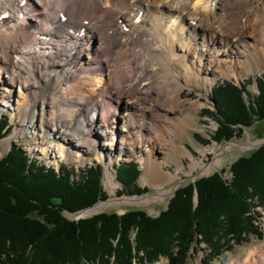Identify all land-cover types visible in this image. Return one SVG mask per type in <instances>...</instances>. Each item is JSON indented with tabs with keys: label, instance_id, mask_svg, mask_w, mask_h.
I'll list each match as a JSON object with an SVG mask.
<instances>
[{
	"label": "bare ground",
	"instance_id": "bare-ground-1",
	"mask_svg": "<svg viewBox=\"0 0 264 264\" xmlns=\"http://www.w3.org/2000/svg\"><path fill=\"white\" fill-rule=\"evenodd\" d=\"M27 1V22L23 24L24 21L18 23L14 15L4 18L17 1L0 0V15L3 14L0 17V27H3L0 29V70L4 68L8 72L7 79L0 76V86L15 87L23 93L14 108L15 116L22 119L19 135L40 137L42 126L54 128L55 133L44 134L57 142L60 151L71 139L83 144L86 137L85 144L93 145V140L83 130L92 124L91 120L97 119V126L109 135H113L115 125L120 124L122 133L116 131L111 141L118 144L121 151L136 149L143 161L145 178L154 182L170 183L182 170L178 166L176 173L167 175L162 168L169 161L178 164L180 156L183 157L174 141L182 139L192 125L197 124L201 107L192 102L179 110L180 105L175 106L177 93L166 98L165 103L158 102L168 82L182 81L179 79L182 74L196 75L194 69L202 75L206 67L207 73L201 80L205 84L206 76L214 75L221 68L239 64L243 71L250 72L264 64V17L258 14L264 10V3L256 6L254 0H231L242 6L238 16L244 23L239 22L236 31L222 26L227 12L218 10L230 8L227 0H197L194 6L190 3L193 0ZM208 4L211 8L206 9ZM59 16H65V21L61 23ZM34 19L49 25L50 28H43L48 40L30 39L32 36L28 35L40 30ZM67 28L73 29V33H68ZM246 37L252 41L245 43L243 38ZM115 41L118 46L114 45ZM242 45L244 50H237ZM190 51L198 55L195 67L188 63ZM137 65L142 68L135 73ZM141 81L144 82L138 90ZM43 85H48L57 96L51 94L46 113L34 117V104L47 100L49 93L35 92ZM10 96L7 92L2 99ZM75 116L81 118V122L73 120ZM11 137L10 141L14 138ZM97 138L100 139V135L97 134ZM4 140L0 142L1 147L10 142ZM211 151L216 153L213 146L199 150L201 154ZM156 154L162 156L160 161L156 160ZM191 162L188 172L195 169L206 172L212 164H219L218 154L212 164L202 166L194 157ZM110 189L113 193L112 185ZM166 193L124 200L129 204L149 203ZM103 206L100 203L82 211L90 215ZM254 260L242 264H264V255Z\"/></svg>",
	"mask_w": 264,
	"mask_h": 264
},
{
	"label": "trees",
	"instance_id": "trees-1",
	"mask_svg": "<svg viewBox=\"0 0 264 264\" xmlns=\"http://www.w3.org/2000/svg\"><path fill=\"white\" fill-rule=\"evenodd\" d=\"M255 88L252 97L243 86L224 83L213 90L216 128L210 142L230 141L243 130L253 139L264 137V80H256ZM4 125L0 120V138ZM113 168L120 192H147L136 185L139 171L133 162ZM228 169L229 181L212 173L175 189L153 218L128 209L70 221L63 213L105 199L99 168H88L75 180L65 168L55 173L11 147L0 158V264H149L159 257L182 264L198 244L213 259L225 248L220 241L226 236L241 241L259 235L252 202L264 212V143Z\"/></svg>",
	"mask_w": 264,
	"mask_h": 264
},
{
	"label": "rangeland",
	"instance_id": "rangeland-1",
	"mask_svg": "<svg viewBox=\"0 0 264 264\" xmlns=\"http://www.w3.org/2000/svg\"><path fill=\"white\" fill-rule=\"evenodd\" d=\"M196 1L197 0L191 1L190 2L192 3L191 5L194 6ZM250 1H253V0H250ZM227 3H228L227 4L228 6L227 5L226 6L227 7L230 6L231 9L223 8V9L218 10L219 12H223V13L227 12V17L225 18L226 21L224 22L222 26L224 29H228L229 27L228 30L231 29L230 31H236L235 29L237 28L238 23L239 22L244 23V19H241L242 17L240 18L238 16L240 14V11H242V6L234 2L232 3L231 0H227ZM263 3H264V0H254V4H256V6H261ZM198 5H200V3L197 4V6ZM205 6H206V9L209 7L211 8V5L209 4ZM258 14L264 17V10H262L261 12H258ZM237 18L238 19L240 18V19L238 20ZM228 20H230L231 23L230 21L228 22ZM126 29L128 30V28ZM127 30H124L122 28V31L124 33L127 32L126 34H128ZM199 32L202 33L200 30ZM195 33L197 35L198 31H195ZM232 35L233 34H231V36ZM243 41H245V43H248L249 41H252V39L246 37V38H243ZM198 42H199V48H200L201 41L199 40ZM114 45L118 46V43L115 41ZM217 46H221V45L217 44ZM125 47H128V46H125ZM242 47L243 45L239 46L237 50H241V51L244 50ZM197 56L198 55L194 51L192 52L190 51L189 59H188V63L190 67L196 66L195 60L197 59ZM139 59L137 60L140 61ZM216 65L217 63L214 64V66ZM175 67L180 69V72H182V68L178 64H175ZM141 68L142 67L140 65H137L135 66V69L133 71L136 73L137 71H140ZM263 69H264V64L261 65L256 70L250 71V72L243 71L239 64L231 68H221L214 75L206 76L205 84H202L201 82L202 76H204V73H207V68L205 67L203 68L204 73L202 75L198 74L199 73L198 69H194L196 75H193L192 73H189L186 75L182 74V77L179 79H181L183 82L180 80L178 81L176 80L174 82L173 81L168 82V85L164 87L165 90L163 91V95H162L163 97H161L158 102L161 101V103H165L166 98H170L175 93H177L178 100L175 103V106L180 105L178 107L179 110L181 109L182 105L185 104V106H189L192 102H195L201 105V107L199 108L198 116H197V124H193L192 128L188 131V134L186 136H183L182 139H176L174 141L175 144L179 147V149H181L180 151L183 153V157L180 156V161L178 164H175L169 161L165 163L164 167L162 168V171L165 174L172 175L177 172L178 166L181 167L182 170L179 172V174H177V177L174 179V181L165 184L163 183V181L154 182L149 179H146L145 178L146 174H144V170H143V161H141L142 159H140L139 157L140 155L136 151H134L136 149L127 148L126 149L127 151L126 150L121 151L119 150L120 149L119 145L115 144L114 141H111L112 137H116L115 136L116 131L117 133L118 132L122 133L121 131L123 130L120 124L117 126L115 125L113 129L114 136L112 134L111 136L105 132L104 134L107 136L106 138H104L102 142V144L105 145L106 151L108 152L110 156H112L111 155L112 147H113V151L114 152L116 151V154H117V156L114 157L116 160L112 157L109 158V160L112 161V164L110 167H108V171H106L105 169L102 171V178H101V188L102 189L101 190L104 193L105 199L101 201H97L94 204L97 205V204L103 203L104 206L102 207V209H100L96 213H93L90 215L83 214L84 211L89 209L88 207V209L85 208L84 211L82 212L79 211V213L78 212H71V213L65 212L63 213V217L71 221V220H78L81 218H86V217L96 215L101 212H107V213L114 212L117 215H120L128 209H139V210L144 211L147 216L153 218L158 214L159 211H163L165 209V205L167 201L169 200V198L172 196V193L175 189L187 183H193V180H195L196 178H199L201 176H207L212 173H219L223 180L229 181L230 179V172L228 169L229 164L232 163L239 156L243 155L245 152H248L254 149L255 147H258L264 142H262V140H259V139H253L247 133V130L241 131L240 135H238L236 138L231 139L230 141H227V142H223L218 145L213 142H210L209 136L212 135L216 126L212 121V119L215 117L213 113L215 112V109L209 97H212V95L210 94L213 93L214 88L219 87V85H221L222 83L226 82V84L232 85L233 83L236 84L242 81L243 82L241 84L245 88L249 97L254 96L256 93L254 82H256V80H259V79L264 80V70ZM142 82L144 81L139 82L137 86L138 90ZM213 86L214 88H212ZM41 89L44 91L45 94L48 91V88L45 86H42ZM210 90H211V93H210ZM134 92L136 94L138 93L136 88L134 89ZM48 98L49 96H47V99ZM46 102L48 101L47 100L38 101V105H36L37 107L44 108L43 113H46L47 111L46 109H48V105H46L47 104ZM49 102H51V100H49ZM52 105L53 104H50V106ZM118 113H120V110ZM122 115L123 114L120 113L119 117H122ZM74 119H77V116H75L73 120ZM35 120L36 119L32 120L33 123H35ZM11 126H12V130L9 131V133L4 138H2L0 142L4 140L5 138H6L5 140L10 139L9 136L12 134L13 130H15L18 127V119L13 120ZM24 137L19 138L18 142L16 141V144L21 145L23 149L25 150H32V147L28 145L29 142H32V139L26 138V137L24 138ZM36 141L39 142L41 140L38 139V137L36 136ZM112 142L114 143V146ZM56 143L57 142H55V145ZM111 143H112V146H111ZM11 144H14V142L12 141ZM42 145H44V143H42ZM47 145H49V143ZM109 145L111 146V150H110ZM1 146H0V156L2 157L4 156L6 147H1ZM210 146H213L215 152L218 154L219 164H216V165L212 164L216 153L214 154V152L211 151V152H206L204 154H201L199 152L200 149L201 150L208 149ZM114 147H116L117 149L114 150ZM101 148L102 146L100 147V149ZM119 151H121L122 153V155L120 156L118 155ZM86 154L87 153H85L83 156H80L79 158L80 164L87 160ZM90 154L93 155V152H91ZM118 156H119L118 158L119 160H117ZM155 157H156V160L158 161H160L162 158V156L159 154L158 155L156 154ZM191 157H194L196 160H198L200 162V165L202 166L208 165V164H212V165L209 167V169L206 172L202 171L201 169H195L193 172L190 173L188 172V168L192 164ZM129 161H134L135 163H137L138 169L140 171L139 172L140 176H138L136 180L137 187L139 189L146 188L147 192L140 193L139 195H134V194L127 195L124 190L120 192L121 189L119 188L118 184L114 180V172L112 170V165L116 163L129 162ZM111 185L114 187L113 193H111V189H110ZM162 192H167V193L165 196L154 199V201H151L149 203L129 204L125 202L124 200V199L144 197V196L154 197ZM192 202L193 203L196 202L195 194L192 197ZM93 205L91 206L94 207L95 205L94 206ZM252 205H253V211H254L255 218H256V221L254 222L255 230L259 232V235H256V234H247V236L242 235L243 238L241 239V241L238 240L239 242L234 241L233 239H231V237L226 236L223 241H220V242H223L222 244L225 245V248L219 254L215 255L213 259L211 258L213 257L212 253L208 254L209 253L208 249L203 244H198L194 246L191 250H189L188 257L185 259L184 263L182 264H242L244 262L251 261L252 259L253 260L255 259L254 261H258L261 255H264V212L256 205L255 202H252ZM133 264H136V263L134 262ZM149 264H169V262L166 260V258L159 257L154 262L149 263Z\"/></svg>",
	"mask_w": 264,
	"mask_h": 264
},
{
	"label": "water",
	"instance_id": "water-1",
	"mask_svg": "<svg viewBox=\"0 0 264 264\" xmlns=\"http://www.w3.org/2000/svg\"><path fill=\"white\" fill-rule=\"evenodd\" d=\"M262 142H264V138L262 139ZM79 212V211H78Z\"/></svg>",
	"mask_w": 264,
	"mask_h": 264
}]
</instances>
